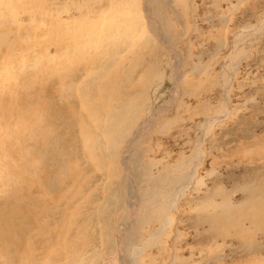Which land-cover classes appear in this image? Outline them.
<instances>
[{"label":"rangeland","instance_id":"1","mask_svg":"<svg viewBox=\"0 0 264 264\" xmlns=\"http://www.w3.org/2000/svg\"><path fill=\"white\" fill-rule=\"evenodd\" d=\"M0 37V264H264V0H0Z\"/></svg>","mask_w":264,"mask_h":264},{"label":"bare ground","instance_id":"2","mask_svg":"<svg viewBox=\"0 0 264 264\" xmlns=\"http://www.w3.org/2000/svg\"><path fill=\"white\" fill-rule=\"evenodd\" d=\"M148 1V0H147ZM152 2H157L158 0H151ZM153 7V6H152ZM157 7H158V5H157ZM157 10V13H159V10L158 9H156ZM128 31V30H127ZM130 34V33H129ZM0 40H3L1 37H0ZM7 49L10 51L11 50V48L10 47H7ZM84 68V67H83ZM129 112H130V110H126V112L125 113H123V114H121V115H111L110 117H109V119H108V124H107V129H105V135L108 133V139H107V145L108 146H112V144L111 143H115L117 140H119V139H122V137H123V133L126 131V128H124V124H125V122H126V120H127V118H128V114H129ZM141 133V131H138V132H136V135H135V137H134V139H133V141H132V144H133V142L135 141V140H137L138 138H139V134ZM136 143H138L137 141H136ZM135 143V144H136ZM130 148V147H129ZM134 147H132V149H133ZM127 154V153H126ZM124 161V160H123ZM123 164V163H122ZM123 165H125V163L123 164ZM188 178H189V174H188V172L186 173V176H185V179L186 180H188ZM185 180V181H186ZM182 181V183H180V184H182V185H185V181H183V180H181ZM155 183H156V181H155ZM181 185V186H182ZM177 187V186H176ZM180 187V186H179ZM179 187H177V190H178V188ZM176 189V188H175ZM177 190H176V192L174 193V194H172L171 195V197H174L173 195H176L177 194ZM182 192V191H181ZM148 195H149V193H148ZM148 195H147V198H148ZM154 196H156V195H154ZM157 198V197H156ZM167 199V198H166ZM172 199V198H171ZM170 199V200H171ZM169 200V201H170ZM172 200H174V199H172ZM171 200V201H172ZM168 201V202H169ZM169 202V206L170 207H172V204H174V203H172V202ZM158 205H160V209H162V207H163V205L162 204H159V203H157ZM176 204V203H175ZM162 205V206H161ZM163 209L162 210H160V213H162V218L161 219H163L164 217H163ZM148 214H141V219H145L146 218V216H147ZM164 216L166 217V213L164 214ZM161 217V216H160ZM165 219V218H164ZM164 219H163V222H164ZM167 219V218H166Z\"/></svg>","mask_w":264,"mask_h":264}]
</instances>
